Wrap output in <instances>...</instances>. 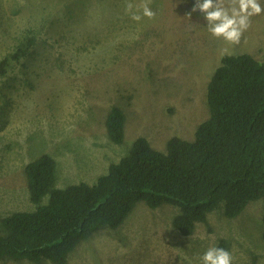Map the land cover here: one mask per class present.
Segmentation results:
<instances>
[{
	"label": "rangeland",
	"instance_id": "374dc122",
	"mask_svg": "<svg viewBox=\"0 0 264 264\" xmlns=\"http://www.w3.org/2000/svg\"><path fill=\"white\" fill-rule=\"evenodd\" d=\"M127 3H148L156 16L132 20ZM194 4L0 0V62L28 47L3 64L4 73L0 67V218L36 208L25 166L42 153L55 158V185L65 187L95 183L139 136L161 151L173 136L194 139L210 116L207 85L223 54L264 59V14L231 45L209 34L199 11L188 16ZM114 105L126 117L122 144L107 135ZM178 212L172 204L137 202L120 227L93 233L66 264H201L209 247L229 251L232 264H264L263 199L236 218L226 217L221 204L189 235L173 225ZM0 264L54 263L4 258Z\"/></svg>",
	"mask_w": 264,
	"mask_h": 264
},
{
	"label": "trees",
	"instance_id": "16d2710c",
	"mask_svg": "<svg viewBox=\"0 0 264 264\" xmlns=\"http://www.w3.org/2000/svg\"><path fill=\"white\" fill-rule=\"evenodd\" d=\"M27 51L19 46L4 58L1 73L3 64ZM207 101L210 116L194 139L173 136L161 151L139 136L129 154L111 163L93 184L57 187L51 154L29 161L25 172L36 208L0 218V259L66 264L93 233L120 227L137 202L151 208L177 206L173 225L184 235L221 204L228 218L239 216L254 200L263 199L264 205V59L223 54L208 81ZM125 122L124 111L112 106L105 121L112 142L123 143ZM45 196L49 199L43 203Z\"/></svg>",
	"mask_w": 264,
	"mask_h": 264
},
{
	"label": "clouds",
	"instance_id": "9594fccd",
	"mask_svg": "<svg viewBox=\"0 0 264 264\" xmlns=\"http://www.w3.org/2000/svg\"><path fill=\"white\" fill-rule=\"evenodd\" d=\"M134 7L136 11H133ZM125 11L135 21L144 17L154 19L156 16L148 3L136 6L127 3ZM197 11L203 15L207 31L213 38L238 45L243 34L251 27L252 18L264 14V5L260 0H195L188 16ZM200 260L201 264H232L230 252L220 247H209Z\"/></svg>",
	"mask_w": 264,
	"mask_h": 264
}]
</instances>
